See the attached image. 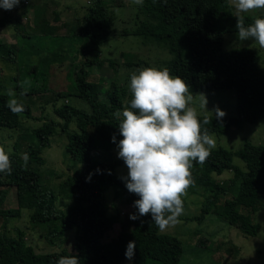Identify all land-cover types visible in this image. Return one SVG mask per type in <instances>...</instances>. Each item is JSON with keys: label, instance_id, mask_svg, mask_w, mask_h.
<instances>
[{"label": "trees", "instance_id": "trees-1", "mask_svg": "<svg viewBox=\"0 0 264 264\" xmlns=\"http://www.w3.org/2000/svg\"><path fill=\"white\" fill-rule=\"evenodd\" d=\"M24 1L29 2L27 7H31L34 15V32L42 36L68 38L69 42L80 44L82 61L75 72V91L70 96L87 103L89 111L69 102L54 107V113L62 123L45 121L32 130L31 135L37 139V143H31L25 149L27 162L15 152L8 153L12 171L11 174L0 172V219L17 217L21 209H29L32 226L51 222L58 227L52 226L46 235L50 242L52 235H60L74 228L77 250L72 253L64 248L39 254L27 244L21 229H16L12 235L2 228L0 264H55L60 256L71 255L78 256L80 264H124L129 241L135 242L132 264H177L184 249L182 242L174 235L160 233L150 214L139 216L134 206V201L139 199L137 195L131 214L135 213L139 218L131 221L130 229L121 230L116 237L103 241L117 222L116 216L107 213L105 190L109 185L122 188L126 181L114 172L120 161H98L92 158L91 152L94 149L109 151L118 146L123 137L119 133V119L114 113L118 110L122 112L132 98L130 89L124 83L118 84L115 76L111 77L108 87L101 83L103 78L98 81L91 78L92 68H101L106 61L115 69L114 61L104 57L101 51V46L115 33L108 0H86L84 13L70 24L65 23L67 28L64 34H60L59 27L46 18L47 1L55 0H39L38 3L35 0ZM115 4L119 6L122 2L116 0ZM239 16L244 17L245 26L256 19L236 15L229 0H143L135 15V26L122 34L142 39L150 37L166 49L170 58L163 67H167L171 75L183 78L189 85V92L215 89L234 91V117L199 115L201 121L208 118L209 123L202 124V127L210 134H224L231 126L239 127L243 122L255 123L264 118V71L259 65L258 53L246 46L228 50L223 48L224 35L238 32L235 25ZM6 20L0 18V25H4ZM19 25L17 19L16 26ZM4 46L0 42V49ZM8 51H14V48ZM103 90L105 95L101 98ZM8 103V97L0 93V128L15 129L21 127L22 120L31 118L29 104L19 103L23 111L13 113ZM71 121L76 124L75 132L67 131ZM58 125L61 131L67 132L66 153L80 160L83 166L60 182L55 193L41 184L37 168L44 162L42 150L49 146V137ZM236 155L243 161V168L234 165L231 152L221 147L212 149L205 162L193 161L191 175L194 184L200 183L206 193L200 212L193 219L201 223L205 215L211 212L244 234L254 235L258 225L251 224L249 216L241 209L256 211L263 205L264 144L245 140ZM224 170H231L233 177L223 182L211 178V173L221 174ZM89 176L90 179L86 180ZM10 187L15 188L16 208L4 207ZM232 187L236 190L233 198L225 199L218 205L220 198ZM57 196L70 201L64 210L55 209Z\"/></svg>", "mask_w": 264, "mask_h": 264}, {"label": "rangeland", "instance_id": "rangeland-1", "mask_svg": "<svg viewBox=\"0 0 264 264\" xmlns=\"http://www.w3.org/2000/svg\"><path fill=\"white\" fill-rule=\"evenodd\" d=\"M43 1V0H42ZM20 0L19 7L11 10L0 9V18L7 19L4 25H0V42L4 47L0 49V93L5 94L9 101L13 98L18 103L29 104L32 116L22 120L21 127L15 129L0 128V147H4L8 153L15 152L23 159L25 149L31 143H37L31 132L43 122L53 120L62 123L54 113V107L69 102L78 108L89 111L87 103L70 93L75 91V72L81 64L80 44L69 42L68 38L58 36H42L34 32L33 13L28 3ZM39 0H35L38 3ZM41 2V1H40ZM86 0H55L47 1L45 7L46 18L59 27V33L66 32L65 23L70 24L76 17H81L85 9ZM109 14L114 21L115 33L110 35L101 46L102 55L114 61L115 69L105 62L101 68L93 67L92 79L101 80L108 87L111 77H116L118 84H125L130 89V78L133 72H138L143 67H163L170 58L167 50L153 42L148 37H136L122 35L126 29L135 26L138 7L136 0H121V5H116V0H108ZM236 15H245L255 18H264V9H256L249 12H238L229 0ZM25 10V11H24ZM17 19L20 25L16 26ZM136 20V21H135ZM250 47L259 55V65L264 71V48L254 40L241 41L237 32L226 33L223 39V48L228 50L237 47ZM14 48V51H8ZM106 59V58H105ZM114 81L113 83L116 84ZM112 85V84H111ZM9 90L15 92V97L9 95ZM35 90L36 92H32ZM192 95L191 106L199 115L216 116L215 109L219 107L225 112L226 117L236 115V99L233 90H208L190 92ZM58 99L54 103L55 95ZM60 95V96H59ZM105 91L100 94L104 98ZM207 99L206 107L204 96ZM34 101V102H33ZM68 132L77 131L74 121L69 123ZM67 132L61 131L59 125L56 131L49 137V146L42 150L44 162L37 169L40 173L41 184L49 190L57 193L58 185L64 179L80 169L83 163L72 158L66 153ZM216 141L215 148L221 147L231 152L232 163L244 167L243 161L236 155L245 140L254 144H264V118L255 123L243 122L239 127L231 126L224 134H211ZM110 138V136H109ZM213 148V149H215ZM118 146L109 151L94 149L91 152L93 159L107 163L120 161L114 168L116 175L125 178L128 173L124 161L118 158ZM233 177L231 170H224L221 174L211 173V178L218 182L227 181ZM234 187L220 198L221 205L225 199H231L235 195ZM206 193L203 186L193 184L188 188L187 194L182 197L183 213L177 218V222L170 224L160 233L176 236L183 244V253L177 264H264V199L261 208L256 211L241 209L249 217L253 225H258L254 235H246L237 227L229 225L218 215L208 213L201 223L193 219L200 212ZM107 201V213L117 217L111 230L104 236L103 241H109L116 237L121 230L131 228L132 219L129 218L133 209V201L136 194L130 193L126 183L122 188L109 185L105 190ZM70 201L57 196L55 209L64 210ZM5 208H16L15 188L10 187L4 203ZM30 210L23 208L19 216H7L0 219V229L6 228L9 234L14 235L16 229H21L30 245L36 253L45 254L66 248L70 252L77 250L74 239V228L64 231L63 234L52 235L50 242L47 238L51 227L58 228L52 223H30ZM124 264H132V257L125 258Z\"/></svg>", "mask_w": 264, "mask_h": 264}, {"label": "clouds", "instance_id": "clouds-1", "mask_svg": "<svg viewBox=\"0 0 264 264\" xmlns=\"http://www.w3.org/2000/svg\"><path fill=\"white\" fill-rule=\"evenodd\" d=\"M20 0H0V7L11 10ZM142 4L143 0H136ZM238 12L264 9V0H233ZM235 27L239 40H254L264 48V18H256L245 26L244 17H237ZM130 103L114 115L119 119L118 158L127 166L126 188L136 194L134 201L139 216L151 215L161 231L177 222L183 213V196L194 184L191 175L193 161L203 163L216 146L215 138L202 127L197 110L191 106L189 85L180 76H173L167 67H143L130 78ZM15 97V92L9 90ZM204 96V95H203ZM207 99L204 96L206 107ZM8 107L13 113L23 111L15 98ZM217 118L225 112L215 109ZM115 142V135L112 137ZM25 162L28 155H23ZM8 152L0 147V172L11 174ZM90 179L86 177V180ZM130 219L139 217L132 213ZM135 242L129 241L126 257L134 254ZM55 264H80L76 255L60 256Z\"/></svg>", "mask_w": 264, "mask_h": 264}]
</instances>
